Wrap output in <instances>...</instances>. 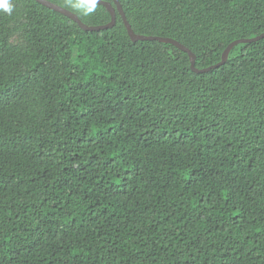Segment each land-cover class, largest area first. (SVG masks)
<instances>
[{
  "label": "trees",
  "instance_id": "16d2710c",
  "mask_svg": "<svg viewBox=\"0 0 264 264\" xmlns=\"http://www.w3.org/2000/svg\"><path fill=\"white\" fill-rule=\"evenodd\" d=\"M86 26L90 0H46ZM110 2V0H102ZM195 68L264 33V0H117ZM0 8V264H264V39L186 53ZM91 9V11H89Z\"/></svg>",
  "mask_w": 264,
  "mask_h": 264
},
{
  "label": "water",
  "instance_id": "95a60500",
  "mask_svg": "<svg viewBox=\"0 0 264 264\" xmlns=\"http://www.w3.org/2000/svg\"><path fill=\"white\" fill-rule=\"evenodd\" d=\"M36 3H38L39 5L52 10L55 13H58L68 19H70L71 21H73L74 23L77 24V26L85 31V32H99V31H103V30H108L113 28V26L115 25V19H116V12L119 14L122 23L125 27L126 33L130 39V41L132 43L138 42V41H156L158 43H162V44H169L174 46L175 48L179 49L180 51L184 52L187 54L188 58H189V62H190V69L193 73L195 74H202V73H207L210 70L213 69H217L219 67H221L222 65H224L227 61L228 55L230 53V51L237 45L239 44H250V43H255L261 39H264V33L252 38V39H245V40H237L234 41L232 43H230L226 49L223 51L222 55H221V60L218 64L208 67L206 69H196L195 68V56L188 50L186 49L184 46H182L181 44H179L178 42L172 40V39H168V38H161V37H145V36H140V35H136L133 33L129 23L126 20V17L122 11V8L119 4V2L117 0H110V2H105L102 0H95L96 3L102 7H104L106 9V11L109 13L110 15V22L106 25L103 26H86L85 24H83L78 17L70 12L69 10H66L60 6H57L55 4H52L46 0H33Z\"/></svg>",
  "mask_w": 264,
  "mask_h": 264
},
{
  "label": "clouds",
  "instance_id": "9594fccd",
  "mask_svg": "<svg viewBox=\"0 0 264 264\" xmlns=\"http://www.w3.org/2000/svg\"><path fill=\"white\" fill-rule=\"evenodd\" d=\"M0 8H2L6 13L11 14L12 8L8 6V0H0ZM91 11V9H89Z\"/></svg>",
  "mask_w": 264,
  "mask_h": 264
},
{
  "label": "snow or ice",
  "instance_id": "6c2138e0",
  "mask_svg": "<svg viewBox=\"0 0 264 264\" xmlns=\"http://www.w3.org/2000/svg\"><path fill=\"white\" fill-rule=\"evenodd\" d=\"M90 2L94 3V2H95V0H90Z\"/></svg>",
  "mask_w": 264,
  "mask_h": 264
}]
</instances>
